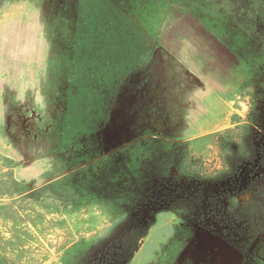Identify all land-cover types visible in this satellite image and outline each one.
I'll use <instances>...</instances> for the list:
<instances>
[{
  "label": "rangeland",
  "instance_id": "obj_1",
  "mask_svg": "<svg viewBox=\"0 0 264 264\" xmlns=\"http://www.w3.org/2000/svg\"><path fill=\"white\" fill-rule=\"evenodd\" d=\"M224 5L192 9L248 65L214 126L202 103L187 106V94L129 87L158 41L198 23L178 6L140 15L116 0H0V264L264 260V234L231 241L149 209L146 180L173 173L169 158L184 148L218 157L216 134L264 109V2ZM220 72L199 80L223 84Z\"/></svg>",
  "mask_w": 264,
  "mask_h": 264
},
{
  "label": "trees",
  "instance_id": "obj_2",
  "mask_svg": "<svg viewBox=\"0 0 264 264\" xmlns=\"http://www.w3.org/2000/svg\"><path fill=\"white\" fill-rule=\"evenodd\" d=\"M116 1L126 12L139 14L156 4L163 8L186 6L192 12L193 8L204 11L225 4L222 9L232 12L236 8H254L258 0ZM261 12L258 7L251 13ZM260 101L263 102L264 97ZM216 146L218 157L214 159L190 148L181 149L177 159L169 158L168 165L169 168L173 166V173L170 170L146 180L153 201L150 211L170 209L185 219L187 225L231 241L264 234V109L256 107L249 120L217 133ZM148 230L149 227L141 230L140 240ZM106 262L117 264L121 258L109 256ZM241 264H264V260L250 254Z\"/></svg>",
  "mask_w": 264,
  "mask_h": 264
},
{
  "label": "crops",
  "instance_id": "obj_3",
  "mask_svg": "<svg viewBox=\"0 0 264 264\" xmlns=\"http://www.w3.org/2000/svg\"><path fill=\"white\" fill-rule=\"evenodd\" d=\"M174 9L182 12L188 20L193 19L198 23L176 25L170 39L158 41L145 63L129 76V87L137 90L151 88L153 93L161 97L187 94L190 97L187 106L194 110L202 103L215 126L212 115L225 106L224 103L234 92L233 86L248 79V65L241 63L240 55L221 38L217 42V34L194 12L181 6ZM234 55L240 60L239 66L233 65ZM218 70L223 75L219 76L223 84L216 79V83L211 86L206 83L202 85L199 80L202 71L205 77L208 75L206 80H209L212 78L211 73L216 75ZM202 87L207 89L202 92ZM184 89H188V92Z\"/></svg>",
  "mask_w": 264,
  "mask_h": 264
}]
</instances>
